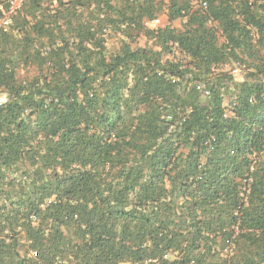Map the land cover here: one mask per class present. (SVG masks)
Segmentation results:
<instances>
[{
  "label": "trees",
  "instance_id": "obj_1",
  "mask_svg": "<svg viewBox=\"0 0 264 264\" xmlns=\"http://www.w3.org/2000/svg\"><path fill=\"white\" fill-rule=\"evenodd\" d=\"M0 264H264V0L25 1Z\"/></svg>",
  "mask_w": 264,
  "mask_h": 264
},
{
  "label": "built area",
  "instance_id": "obj_2",
  "mask_svg": "<svg viewBox=\"0 0 264 264\" xmlns=\"http://www.w3.org/2000/svg\"><path fill=\"white\" fill-rule=\"evenodd\" d=\"M25 1L27 0H0V31L9 32L11 30L13 25V16ZM202 6L206 7V3H202ZM165 24H167V19L164 20L161 15L152 20L145 21V26L149 28H156ZM231 73L235 77H238L240 75V68H233ZM202 87L203 86H201V88ZM29 254L33 257L36 255V252L31 250ZM164 256L167 257V255Z\"/></svg>",
  "mask_w": 264,
  "mask_h": 264
},
{
  "label": "rangeland",
  "instance_id": "obj_3",
  "mask_svg": "<svg viewBox=\"0 0 264 264\" xmlns=\"http://www.w3.org/2000/svg\"><path fill=\"white\" fill-rule=\"evenodd\" d=\"M161 15V17L165 20L166 19V15H165V13L163 12L162 14H160ZM179 21L177 20V21H174L173 22V25L174 26H177V27H179ZM137 44L138 45H144L145 44V42H144V40L141 38V39H138L137 40ZM118 45V40H117V38L116 37H111V38H109L108 39V41H107V47L108 48H113V47H115V46H117Z\"/></svg>",
  "mask_w": 264,
  "mask_h": 264
}]
</instances>
